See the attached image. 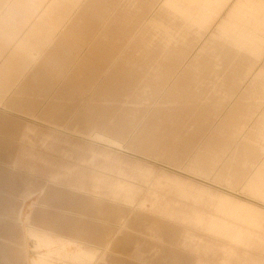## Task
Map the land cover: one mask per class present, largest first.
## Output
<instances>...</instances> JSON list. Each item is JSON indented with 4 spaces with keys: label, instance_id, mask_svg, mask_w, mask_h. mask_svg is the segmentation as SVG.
<instances>
[{
    "label": "crops",
    "instance_id": "obj_1",
    "mask_svg": "<svg viewBox=\"0 0 264 264\" xmlns=\"http://www.w3.org/2000/svg\"><path fill=\"white\" fill-rule=\"evenodd\" d=\"M122 1L114 12V0H0V264H90L89 257L103 264L110 255L132 264H215L200 250L184 252L178 208L189 205L167 194L158 205L176 208L170 215L129 214L128 231H103L101 143L117 158L112 149L123 148L121 136L133 125L119 123L114 103L111 124L105 121V94L143 80L160 87L173 74L174 124L160 109V143L152 142L145 107L142 137L119 151L148 157L167 147L176 166H163L215 188L214 181L226 184L215 179L225 162L243 158V237L262 240L243 246V264H264V0H233L219 12L212 2L193 4L191 26L176 28L191 31V44L177 33L175 50L153 66L151 43L125 22L123 8L135 0ZM241 146L243 157L232 155ZM189 165L205 176L189 172ZM253 175L256 181L248 182Z\"/></svg>",
    "mask_w": 264,
    "mask_h": 264
},
{
    "label": "rangeland",
    "instance_id": "obj_2",
    "mask_svg": "<svg viewBox=\"0 0 264 264\" xmlns=\"http://www.w3.org/2000/svg\"><path fill=\"white\" fill-rule=\"evenodd\" d=\"M171 1L173 3H169L168 0H135L134 6L131 4L123 8L127 12L125 14L126 24H133L137 30L136 34H140L142 38H146L149 40L147 42L151 43L150 48L153 50L151 55L152 66L159 64L154 61L158 60L161 55L164 56V51L175 50L177 33L184 34L185 45L191 44V31H177L176 28L177 24L180 27L183 24L184 28L191 26L193 4L195 6H207L208 2H212V6L219 12L220 9H223L233 0ZM224 2L226 3L223 4ZM123 3L122 0H114L113 11L117 12L120 8L122 9ZM215 23L210 31L205 30L203 32L200 41L196 45L198 47L196 52L214 31ZM160 51L162 54H160ZM168 57L172 58L170 55ZM209 60L207 63L213 62V60ZM156 73L159 74V71H156ZM143 81L145 82V80ZM143 81L126 89L121 88L118 95L105 94V97L108 96V100H110L105 102L104 99L105 112L107 109L109 114L105 121L111 124V106L114 103L119 106V123L133 125H129V133L121 136L123 140L121 146L123 148L115 146L112 149L114 156L117 158H113L112 154L109 153L111 150L106 147L105 141L101 143L105 152L103 183L105 217L103 231L105 233L109 231H128L127 216L129 214H148L157 217L170 215L168 210L176 208L158 205L162 203L160 194H167L171 200H182L189 205V207L178 208L182 212L178 224L184 228L183 250L185 253H194L200 250V252L207 253L206 256L215 264L219 262L220 264H243V246L252 247L256 245L257 241L260 243L262 241L256 238L243 237L245 234L243 233V158H229L222 166V172L215 179L226 184L212 182V184L225 189L221 190L220 188L187 180L177 175L175 171L163 166L166 164L176 166V159L173 154L167 151L169 149L167 147L163 148L165 151L160 155L154 152L152 154L156 155H148V157L141 155V153L130 151L123 153L119 151L128 149L131 144L127 141L128 139L142 137L139 131L142 129L141 124L144 122L143 109L145 107L151 108L149 113H151L153 126L147 130L146 137L152 139V142L160 143V109L163 110L165 116L168 115V123L174 124L177 108L174 94V74L173 78L169 77L168 84L165 83L164 85L163 83V86L160 87H146ZM88 94L90 98L91 95ZM117 101L119 102L117 103ZM165 119L163 120L164 123ZM174 128L172 126V131ZM164 135L163 137L166 139V134L164 133ZM171 136L175 138L173 132ZM156 139L159 141H156ZM231 145L232 143L223 145L222 149L215 154L216 157L219 156V153L224 154V151ZM238 151H241V153H238ZM232 155H242L243 157V146L236 147ZM216 163H218L217 158L211 159V166ZM150 169L152 171H148ZM188 171L196 175L203 174L201 167L198 165H189ZM203 175L205 176V174ZM256 178V175H253L248 182L254 183ZM179 183L190 184V186L187 187L186 185L181 190L176 187ZM238 185L241 189L237 188ZM164 187L169 190L167 192L156 190ZM73 193L79 195L84 192ZM78 225L76 224L77 228ZM88 225L89 229L95 228V224L89 223ZM256 228V222L248 223L247 231L249 234H255ZM130 231L134 233V228ZM29 244L31 245V242ZM115 256L120 260H129L125 256L110 255L103 264H117V262L111 261V258L114 260ZM29 257H35V253L30 252ZM88 261L90 264L94 263L95 258L89 257ZM129 262L134 263L132 260H129Z\"/></svg>",
    "mask_w": 264,
    "mask_h": 264
}]
</instances>
